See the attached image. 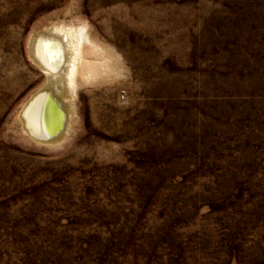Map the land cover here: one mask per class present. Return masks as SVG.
<instances>
[{
  "label": "rangeland",
  "instance_id": "1",
  "mask_svg": "<svg viewBox=\"0 0 264 264\" xmlns=\"http://www.w3.org/2000/svg\"><path fill=\"white\" fill-rule=\"evenodd\" d=\"M48 27L92 73L58 145ZM0 264H264V0H0Z\"/></svg>",
  "mask_w": 264,
  "mask_h": 264
},
{
  "label": "bare ground",
  "instance_id": "2",
  "mask_svg": "<svg viewBox=\"0 0 264 264\" xmlns=\"http://www.w3.org/2000/svg\"><path fill=\"white\" fill-rule=\"evenodd\" d=\"M30 51L33 61L46 74L48 83L25 104L21 112L22 128L37 142L58 145L64 138L62 135L68 116L64 99L69 93L71 97L77 88V75L87 78L92 74L85 73L86 63L89 62L83 60L85 55L69 32L54 27L34 34L30 41ZM52 104H55L63 116L61 129L58 131L53 126V117L57 121L58 119L51 114Z\"/></svg>",
  "mask_w": 264,
  "mask_h": 264
},
{
  "label": "water",
  "instance_id": "3",
  "mask_svg": "<svg viewBox=\"0 0 264 264\" xmlns=\"http://www.w3.org/2000/svg\"><path fill=\"white\" fill-rule=\"evenodd\" d=\"M51 107H52V110H53L51 114L53 116L57 117V119H58V121H57L53 117V120H54L53 126L55 127V131H58V130L61 129V125H62V122H63V116L61 115L60 110L55 106V104H52ZM53 112H54V114H53Z\"/></svg>",
  "mask_w": 264,
  "mask_h": 264
}]
</instances>
